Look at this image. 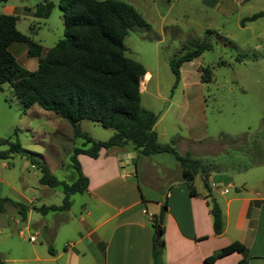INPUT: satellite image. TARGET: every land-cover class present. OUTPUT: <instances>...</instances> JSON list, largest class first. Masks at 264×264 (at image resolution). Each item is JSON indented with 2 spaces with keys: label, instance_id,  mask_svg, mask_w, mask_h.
I'll return each instance as SVG.
<instances>
[{
  "label": "rangeland",
  "instance_id": "obj_1",
  "mask_svg": "<svg viewBox=\"0 0 264 264\" xmlns=\"http://www.w3.org/2000/svg\"><path fill=\"white\" fill-rule=\"evenodd\" d=\"M45 1L53 7L48 10L47 21L35 25L29 19L30 15L25 13L17 23L21 33L31 39L37 35L43 39L44 52L63 39L64 23L58 7L59 0H10V4L15 7L23 3L27 7L25 11L33 12ZM111 1L124 7L130 22L128 35L123 41L124 55L140 63L152 74L148 86L147 82L144 83L140 92V104L159 116L171 103L156 125L158 143L171 145L178 153L176 145L179 137L193 132L198 137L197 146L201 151L207 150L209 146L215 147L213 155L204 151L200 158L203 164L212 166L207 169V181L210 176L217 177L223 173L213 167L217 164H230L247 170L236 175L227 169L226 174L236 179L264 178V165L258 164V161L264 159V53L250 49L256 45L264 46V17L254 23H247L249 30H243L238 22L258 11V7L245 6L236 13L224 15L202 7L199 0H177L167 14V20L160 23L156 18L147 17L149 0ZM2 6L0 4V8ZM164 9L161 3L158 7L160 14H163ZM154 13L152 16H156ZM201 42L210 44L211 50L185 63L181 68L182 82L173 87L174 76L169 61L193 50ZM28 60L34 63V60ZM204 67L211 71L212 79L208 83L201 82V70ZM184 101L188 102L187 113L179 110ZM80 123L81 131L94 141H106L114 134V130L96 123ZM16 141L32 158L46 165L60 182L71 185L76 180L71 157L74 149L84 147V140L75 139L69 123L54 113L44 111L37 105L23 110L9 84H4L0 92V151L8 150ZM135 156L138 157V174L136 177L134 174V177L147 195V188L141 180L142 173H147V157ZM149 158L168 169V174L180 178L181 168L173 155L162 153ZM2 164H8L10 170L4 169ZM153 172V178H165V171L154 168ZM1 173L17 192H25L28 187L35 189L39 198L36 208L62 204L64 194L61 188L42 189L39 183L40 172L26 157L13 155L9 159L0 160ZM202 177L201 174L196 175L192 181L193 187L203 189ZM231 192L234 190L231 189ZM26 195H29L28 192ZM13 197L16 201H22L17 200V196ZM158 197L156 199L161 202L165 196ZM70 202V208L63 212H49L42 216L35 211L37 213H33L31 232L23 230L24 223L18 210L3 203L0 214V255L5 264H36L21 261L18 252L23 243L20 238L30 244L27 236L35 229L33 223L39 226L41 221L50 226L53 233L49 237L41 231L38 236L35 244L40 246L38 250L43 253L40 257L45 256L48 248L53 253L65 251L67 241L76 237L75 219L83 215V206L88 208L91 205L85 192L71 195ZM16 220L20 222L18 225ZM4 229L9 235L2 232ZM20 230L24 237L19 235ZM65 260L66 256L58 264H64Z\"/></svg>",
  "mask_w": 264,
  "mask_h": 264
},
{
  "label": "crops",
  "instance_id": "obj_2",
  "mask_svg": "<svg viewBox=\"0 0 264 264\" xmlns=\"http://www.w3.org/2000/svg\"><path fill=\"white\" fill-rule=\"evenodd\" d=\"M175 1L177 0H172L170 3L167 0H149L147 17L156 18L160 23H164L171 7L176 3ZM199 1L203 5L202 7L224 15H231L238 12L240 8L251 5L257 6L258 11L250 13L248 16L264 11V0ZM161 3L165 8L163 14L158 11ZM20 4V6L15 7L8 0L0 8V15L16 18L17 30L20 16H24L26 13L30 15L29 19L38 25L40 21L48 20V10L53 8L50 2L45 1L33 12L25 11L27 7L23 3ZM157 11L158 13H154ZM153 13L156 16H152ZM240 27L243 30L250 29L247 24ZM32 40L42 46L43 39L39 35ZM250 49H254L257 53H264V46L256 45ZM8 50L23 69L29 72L37 69V61L27 56L25 44L12 43ZM28 59L34 60V63ZM184 64L180 67L179 83L183 79L181 68ZM146 75L148 86L152 74L147 70L144 76ZM141 84L142 80L140 92L143 89ZM170 106L171 103L161 115L157 116L154 130ZM179 110L182 113H187L189 111L188 102L184 101L179 106ZM197 138L193 132L179 137L176 145L178 153L189 154L196 159H200L204 151H208V155H213L215 147L209 146L207 150L201 151L197 146L199 144ZM135 154L138 155L133 152L131 145H125L101 149L96 159L83 154L78 155L76 159L83 175L88 180L85 194L88 196L91 205H88V208L83 206V215L75 219L76 237L67 241L65 251L53 253L51 249L52 254H49L47 250L45 256L40 257L41 254L43 256V253L38 250L40 246L35 244L38 241V236L42 231V234L50 237L53 230L50 226L44 225L42 221L40 222L39 219V226H35L33 223L35 229L32 230V234L29 233L27 236L30 244L25 242L24 238H20L23 242L18 252L21 256L20 260L26 263L58 264L66 256L64 264H152V225L155 216H158L157 211L161 205V202L156 198L165 196L167 198L166 211L161 226L164 243L163 264H208L206 262L208 258L213 257L220 249L234 242L242 244L245 247V253L234 252L215 260L211 264H264V178L256 180L250 178L236 179L230 176L231 174H226L227 169L236 175L247 170L239 169L230 164H217L219 168L216 170L223 173L217 177L210 176L209 181H207L208 191L205 190L204 186L203 189L194 187L195 195L191 196L186 182H182L181 170L180 178L176 179L174 174H168V169L162 164L147 157V173L141 175L142 184L147 188L148 194L146 195L143 186L135 178L138 174V157ZM258 162V164L264 165V159ZM2 165L4 169L10 170L8 164ZM154 168L165 171V178H157L156 175V178H153ZM41 186L42 189H46V186ZM231 189L234 192H231ZM4 191L6 195H4ZM8 192H11L12 195H9ZM27 192L28 196L26 195ZM36 194V190L29 187L25 192H17L16 188L5 179L2 173L0 174V200L7 199L11 202L20 203L27 208L25 219L20 217L24 223L23 230L27 232H31L33 213H37L34 210L35 204L39 200ZM13 196H17V200L22 201L12 199ZM211 200L218 204L221 211L223 231L219 235H215L213 232L212 217L208 205ZM5 204L12 206L9 202H5ZM15 223L18 225L20 222L16 220ZM2 232L8 234L5 229ZM19 235L24 237L23 231L20 230Z\"/></svg>",
  "mask_w": 264,
  "mask_h": 264
},
{
  "label": "trees",
  "instance_id": "obj_3",
  "mask_svg": "<svg viewBox=\"0 0 264 264\" xmlns=\"http://www.w3.org/2000/svg\"><path fill=\"white\" fill-rule=\"evenodd\" d=\"M7 1L0 0V3ZM58 7L64 23L63 39L46 52L40 44L16 29L15 17L0 15V92L2 85L9 84L23 110L37 105L44 111L54 113L69 123L75 139L84 140V147L74 149L71 157L72 168L76 172V180L71 185L57 180L46 165L32 158L17 141L8 150L0 151V160L13 155L26 157L39 170L40 185L61 188L64 194L61 205L41 206L34 210L42 215L68 210L71 206L70 196L86 192L88 185L76 157L83 154L96 159L101 149L125 145H131L134 153L145 157L162 153L173 155L179 162L189 195H195L192 181L197 174L203 176V186L208 191L207 169L212 166L203 164L189 154L179 155L171 145L159 144L154 130L157 115L140 104V82L146 71L140 63L124 55L123 41L130 25L124 7L111 0H59ZM262 17L264 11L243 18L240 25L243 27ZM12 43L27 46V56L37 61L35 71L29 72L18 65L8 50ZM211 48L208 43H197L193 50L169 61L174 76L173 87L179 83L181 65ZM201 74L202 83L211 81L208 67H204ZM81 121L112 129L114 134L106 141H94L81 131ZM213 167L219 168L216 165ZM5 202L14 206L21 218L25 219L27 208L20 203L0 200V211ZM208 205L213 232L219 235L223 231L220 208L214 200L209 201ZM157 224L156 215L152 225V264H163V230L157 238ZM48 251L52 254L51 248ZM234 252L243 254L245 247L238 242L231 243L206 262L211 264ZM0 264H5L1 255Z\"/></svg>",
  "mask_w": 264,
  "mask_h": 264
},
{
  "label": "water",
  "instance_id": "obj_4",
  "mask_svg": "<svg viewBox=\"0 0 264 264\" xmlns=\"http://www.w3.org/2000/svg\"><path fill=\"white\" fill-rule=\"evenodd\" d=\"M166 200H167V198L163 197L161 199V205L159 207L158 224H157V227H156V237L157 238L160 236V233H161V226H162L163 218H164L165 211H166Z\"/></svg>",
  "mask_w": 264,
  "mask_h": 264
},
{
  "label": "bare ground",
  "instance_id": "obj_5",
  "mask_svg": "<svg viewBox=\"0 0 264 264\" xmlns=\"http://www.w3.org/2000/svg\"><path fill=\"white\" fill-rule=\"evenodd\" d=\"M143 78H144V79H142V82H143V83L141 84V85H142V88H143L144 82H147V75L144 76ZM142 90H143V89H142Z\"/></svg>",
  "mask_w": 264,
  "mask_h": 264
}]
</instances>
